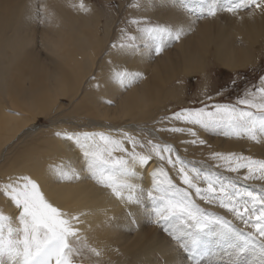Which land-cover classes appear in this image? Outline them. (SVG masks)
I'll return each instance as SVG.
<instances>
[{"label": "bare ground", "instance_id": "6f19581e", "mask_svg": "<svg viewBox=\"0 0 264 264\" xmlns=\"http://www.w3.org/2000/svg\"><path fill=\"white\" fill-rule=\"evenodd\" d=\"M153 1L154 18L170 21L180 28L179 32L191 29L192 33L179 51L168 53L152 66L154 75L159 77L124 92L117 87L122 85L121 80L111 77L119 67L115 63L142 69L150 49L147 44L134 49L127 43L115 42L113 48L104 52L105 40L99 36L100 23L96 21L104 14L102 10L83 0V9L81 0H0V212L11 216L12 226L18 227L17 209L4 194L5 185L24 176L37 181L50 203L66 217L79 218L72 220L77 235L69 238L73 264H159L155 253L162 256V264H189L176 243L147 223L152 217L148 191L165 178L166 167L174 165L166 159L164 150L160 155L151 150L156 142L175 145L174 150L189 164L250 184L185 152L184 143L169 138L170 133L153 125L164 119L151 121L152 115L157 114L149 107L158 104L162 114L172 108L168 106L170 101L175 100V106L186 102L180 98L186 94L182 88L177 85L167 90L165 83L177 75L188 79L202 73L211 56L231 70L249 64L251 42L244 40L245 46L237 40L236 29L243 36L264 29V8L220 12L223 9L217 7L213 17L197 20L182 10L185 7L178 0ZM188 1L195 5L205 1L203 7L199 4L200 10L213 4V0ZM144 5L147 8L150 4ZM221 15H228L232 24L224 23ZM39 30L47 31L44 40L38 39ZM43 48L48 49L45 57L41 55ZM102 51L106 55L98 60ZM125 80L131 82L132 77ZM184 82L181 80V86ZM105 96L117 98L114 111L96 105L104 102ZM66 98L68 104L62 101L58 106ZM111 114L113 119L105 120ZM44 116L55 133L45 134L46 130L37 124ZM101 132L122 141L112 159L128 160L133 170L127 179L134 188L123 189L122 196L98 183L87 169L84 149L64 136ZM259 143L264 146V141ZM134 154L148 156L149 160L139 163ZM76 173L79 178H75ZM19 182L22 185L23 181ZM207 260L205 264L213 263L212 259ZM0 264L19 262L5 256L0 258Z\"/></svg>", "mask_w": 264, "mask_h": 264}, {"label": "rangeland", "instance_id": "374dc122", "mask_svg": "<svg viewBox=\"0 0 264 264\" xmlns=\"http://www.w3.org/2000/svg\"><path fill=\"white\" fill-rule=\"evenodd\" d=\"M83 1L89 5L93 4L96 9H99V11L102 10L101 12H104V14L96 20L100 23V25L98 26L99 36L101 35L102 39L105 40L103 46L104 52H107L109 48H113L115 42L120 44L127 43L134 49H140L143 45L146 46L147 44L148 48L150 49L148 60L144 62L145 65L142 69H130L124 67V65H122V62L117 61L115 63L114 61L115 64L119 65V67H116L117 70L113 71L114 73L126 71L127 73H129V77H132L131 82L125 80L124 78L123 80H121L122 85L118 83L120 85L119 86L117 84V87L124 92L129 91L132 88H140L142 84L148 81V79L159 77L158 74L154 75L152 66L157 61L162 60L168 53L179 51L182 42L187 38V36L190 35V33H192L191 29L182 30L181 32H179L180 28L172 24L170 21H163L154 18V15L152 13V11H154V8L151 7L154 2L153 0ZM178 1L179 3L181 2L183 7H185L182 10H186L187 13H189L197 20H202V18L214 16L210 15L209 11H206L209 10L208 8H205V10L199 9V4H201V6L203 7L205 5V1H203L204 3H201L200 1L198 5H195L193 3L194 6L188 0ZM193 1L194 0H192V2ZM235 2H237V0H217L216 6L223 9L220 11L223 12L230 3ZM144 3H147L148 5L150 4L149 7L145 8L146 5H144ZM223 5H225V7ZM44 6L43 8H45ZM102 8H104L105 11H103ZM252 9L257 8L253 6L251 8H242L240 9V11ZM145 10H148V12H145ZM202 11L203 13L201 15ZM228 18V15H221V20L224 23L229 24L230 26L232 24V21ZM46 27H48V25ZM153 27L168 28L173 33L172 35L166 36L164 38L162 44L159 45L161 50L158 54L157 43L149 39L147 35V32ZM46 33L47 31L39 30L38 39L42 40L43 38L44 40L43 35H45ZM177 33H179V39L175 38V35ZM235 34V36H237V40H240L243 45L246 46V43L244 41L246 39L251 42V48L249 52L252 54V61L249 62V64L231 70L219 64L215 57L211 56L209 59L210 61H205L206 65H204V67L206 69L202 73L193 74L188 77V79H185L182 75H177L165 83L164 86H167V90L170 87L172 88V86L176 88L177 85L182 88V92L185 91L186 94L180 95V98L182 100H185L186 102L175 106L176 102L175 100H172L170 101L171 103L168 104V106H172V108L165 112H162V114L160 113V106L158 104H152L149 107L153 110L154 114H157L152 115L151 121L160 117L164 119L163 123H159L156 120L157 122L153 123V125L157 126L162 131L166 130L164 132L170 133L169 138H173V140L179 139L177 140L179 143H184L183 145L185 147H183L185 149V152H187L189 155L194 156L201 162L209 163L215 169L226 171L227 173L244 179L245 181L250 183L241 184L234 179H230L228 177H225L224 175H221L220 173L211 171L209 168L204 169L197 165L185 162V160L181 158L177 150H174L177 149L176 146L171 143H155L161 146V151L164 150L163 153L164 155H166V159L168 161L169 157L172 158L171 163L173 164L174 162V165L172 166V168H170L169 166L166 167L167 175L165 176V178L162 177L161 180L158 181L159 183H156L155 188L148 191V193H152L151 196L147 194V198L148 200H150L149 203L151 204V206L149 207V213L150 215H152V217H149V220L151 221L149 222L148 220L147 223L150 226L155 227L158 233L160 232L159 235H164L173 243H176L180 248L183 257L185 256L184 258L188 260L189 264H197V260L199 261V264H205V259H212L213 261L211 262L213 263L211 264H264V237L260 236L259 233L256 232L255 228L252 227V221H248L246 223L244 220H241L232 211H229L227 208L222 207L219 200L217 199L209 198L211 199V202H209V199H201L200 196L196 195L194 189L188 188L183 184L179 173V168L184 167V169L191 176L196 178L195 182L202 189L207 187V183L204 177L208 175H211L213 178H219V183H222L225 186L231 182L234 187L230 191L232 193L238 194L236 199L241 204L248 200V197L245 195L246 191L264 195V191L257 189V185L261 186L264 189V176H262L261 172L258 170V165L252 166L251 174L249 173L247 168H240L238 171L233 172L229 170L228 162L215 155L217 153L221 154L222 156L234 154V156L237 158L250 157L252 160L264 161V146L261 145L260 147L259 143L260 141H264V132L257 130L255 138H253V136L248 132L233 128L228 123H221L214 128L206 129L200 125L193 126L191 123L182 120H175L173 118V113L179 112L183 109L198 110L204 108L206 111H214L216 105H230L236 107L237 109L256 112L257 116L262 115L257 109L248 108L246 105L240 104L239 101L241 99L248 98L253 102H260L261 96L264 95L256 91L257 88L264 86V29H255L250 36H243L242 33L236 29ZM104 52H101L98 60L102 59L106 55L104 54ZM47 54L48 49L43 48L41 51L42 57H45ZM113 69H115L114 65ZM111 77L114 80H118L116 78V74L115 76H113L112 74ZM90 78L93 79V74L90 75ZM181 80L185 81L183 83V86H181L180 84ZM253 93L255 94L254 96L251 95ZM62 101L68 104V98H66L65 100H60L58 102V106ZM103 101L104 102H98L96 105L107 108L106 110L114 111L117 106V98L114 99V97L109 98L108 96H105L103 98ZM112 119V114L109 117L105 118V120ZM37 124L42 128L41 130H46L45 134L55 133L54 129H49V120L45 116L40 117L37 121ZM64 125L67 126L66 124ZM172 128H183L184 131L174 132L171 131ZM192 132H195V135H193ZM130 133L132 134V132ZM133 134L135 133L133 132ZM143 137L147 139L148 135H143ZM193 141H195V143H193ZM201 141H204V143H201ZM162 144L164 145V148ZM165 146H171L173 151L169 153L166 150ZM239 162L245 163V161L243 160H240ZM249 175H251L252 178L245 179V177ZM170 183L171 185H175V188L177 189H187V191L190 193L189 198L199 209L202 210V212L207 217H209L213 221L219 218L224 222H214L210 226L211 231L198 234L200 240V246L198 248L199 250L197 249L195 251L185 252L183 247L181 246L184 241L190 240L192 238L193 234H195V229H191L187 226L181 225L184 231L182 240L178 241L177 239H174V227L176 225H180V221L176 219H161L158 216V211L162 207V202L160 200V197L162 195L161 189L170 188ZM219 183L217 184V187H219ZM153 197H155V199ZM248 207L252 208L253 205L249 203ZM255 207L258 209L260 207L259 203H257ZM249 233H251V237L248 235ZM212 242H214L215 244H210ZM211 247L213 248L210 249ZM214 248L217 251H214ZM203 253L206 255H203ZM153 255L157 256L160 260L159 264L160 262L162 264V256H160V254L158 253H155Z\"/></svg>", "mask_w": 264, "mask_h": 264}, {"label": "snow or ice", "instance_id": "6c2138e0", "mask_svg": "<svg viewBox=\"0 0 264 264\" xmlns=\"http://www.w3.org/2000/svg\"><path fill=\"white\" fill-rule=\"evenodd\" d=\"M253 6L264 8V0H259V2L258 0H237L235 3H230L225 10L237 12L242 8ZM80 7L82 9L85 7L82 0ZM217 10L216 2L213 0L209 14L215 15ZM172 34L170 29L161 27H153L147 32L149 39L158 45L157 54L161 50L159 45L162 44L164 38ZM175 38L179 39V33L175 35ZM116 78L120 80L129 78V73L126 71L118 72ZM256 91L264 94V86L257 88ZM251 95L254 96L255 94ZM239 103L248 108L257 109L262 115L257 116L256 112L237 109L230 105H216L214 111H206L204 108L198 110L183 109L173 113V118L200 125L206 129L214 128L221 123H228L231 127L248 132L255 138L257 130L264 132V95L261 96L260 102H253L244 98ZM171 131L183 132L184 129L172 128ZM192 134L195 135V132ZM57 135L61 134L57 133ZM64 136L67 140H74L77 145L84 149L83 155L87 158V169L102 186L111 188L117 196H122L123 189L131 190L134 188V185L129 183L127 179L133 175L128 160L119 157L112 159V153L117 150L122 141H117L102 132L65 133ZM165 148L169 153L172 151L171 146H165ZM120 150L127 151V149ZM151 150L156 151L157 155L161 154V146L158 144H153ZM215 155L228 162L230 171L236 172L240 168H247L251 174L252 166L258 165V170L264 176V161L252 160L250 157L237 158L234 154L222 156L217 153ZM134 158L142 164L149 160L148 156L140 157L135 156V154ZM168 159L169 162H172L171 157ZM240 160L245 161V163H240ZM179 173L183 184L194 189L197 196H200L201 199L219 200L222 207L232 211L241 220L246 223L252 221V227L260 236L264 237V195L246 191L245 195L248 200L241 204L236 199L238 194L230 191L234 187L231 182L225 186L219 183V178L208 175L204 177L207 187L202 189L195 182L196 178L191 176L184 167L179 168ZM75 178H79L78 173L75 174ZM250 178H252L251 175L245 177V179ZM20 180L23 181L22 185ZM218 183L219 187H217ZM161 191L162 207L158 211V216L161 219L180 221V225L174 227V239L182 240L184 229L181 225L195 229L192 238L181 244L185 252L195 251L199 248V233L211 231L210 226L214 222L224 223L219 218L213 221L207 217L189 198L190 193L187 189H177L175 185L170 183V188L161 189ZM4 194L17 209L19 226L13 227L12 217L0 212V258L12 257L18 260L19 264H53V262L54 264H73L71 259L73 248L69 238L77 235V229L72 226V220L79 218L66 217L60 208L55 207L45 198L37 181L28 176L18 178L17 181L5 185ZM148 195L151 196L152 193L150 192ZM153 198L155 199V197ZM249 203L253 205L252 208L248 207ZM257 203L260 205L258 209L255 207ZM248 235L251 237V233Z\"/></svg>", "mask_w": 264, "mask_h": 264}]
</instances>
